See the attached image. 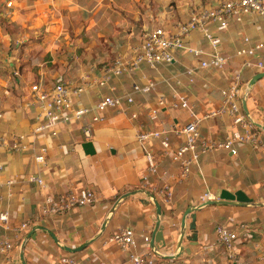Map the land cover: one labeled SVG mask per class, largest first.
<instances>
[{"label":"crops","instance_id":"1","mask_svg":"<svg viewBox=\"0 0 264 264\" xmlns=\"http://www.w3.org/2000/svg\"><path fill=\"white\" fill-rule=\"evenodd\" d=\"M114 1L0 0V136L14 132L27 134L32 130V117L15 94L20 88L21 98L25 97L29 82L24 77L31 75L21 69L20 62L25 59L21 48L36 59L47 54L50 62L60 63L59 69L58 66L42 69V81L44 76L60 75L78 80L94 67H83L77 63L99 61L96 53L91 52L89 57L82 47H86L85 51L97 47L100 37L97 31L102 29L97 16L114 12ZM8 2L12 3L11 7H7ZM192 4L186 1L179 7L181 22L186 21L194 10L196 4ZM126 5L124 3L120 8ZM110 23L113 26L112 21ZM70 29L74 40L70 37ZM243 36L251 37L252 41L264 40V22L258 17L248 16L242 24L233 23L224 34L223 51L231 58L229 65L223 71H198L194 84H189L182 73L187 67H196L197 61L191 55L179 53L172 65H161L156 70L143 65L131 74L113 79L107 87L91 88L83 95L82 105L91 106L103 96L128 95L134 84H145L148 80L159 83L156 90L148 95H134V103L125 111L108 110L104 114L105 121L94 125L91 139H87L82 131V124H87L88 118L81 123L61 127L57 137H39L37 145H45L49 150L44 166L36 165L32 152L0 150V181L39 174L47 183L45 191L35 184H17L12 189V197L7 186L0 187V213L9 212L8 223L0 224V264H21L20 245L36 227L51 231L63 245L81 247L100 233L114 203L130 192H151L162 206L161 223L167 248L161 253L165 255L176 253L184 213L188 208L203 203L201 197L205 193H211L212 201H216L223 190L231 193L241 190L255 203L264 204V132L257 128L259 145L238 144V154L234 156L217 146L233 131L231 120L227 117L205 120L201 125V141L215 147L200 156L187 178L182 177L181 169L171 161L170 155H165L157 142L148 145V149L158 162L159 170L156 174H147L145 150L137 141L139 132L171 129L175 124L189 121V112L183 109H163L155 123L149 118V109L158 98L172 100V91L165 80H172L174 85L175 80L182 81L180 86H175L176 90L189 98L199 116L218 108L222 103L221 91L239 69L240 60L235 55L243 46ZM191 38L192 44L206 46L200 35L194 34ZM259 57L264 60V51L259 53ZM72 62L74 66L70 64ZM102 69H95L96 74L100 75ZM257 73L261 72L245 70L244 83ZM15 74L18 76L14 77ZM247 105L252 118L264 124V79L252 89ZM132 115L137 117L132 118ZM179 142L180 139L174 135L172 148ZM144 176H148L147 183L142 180ZM80 188L96 192L98 200L95 206L77 208L57 216H41L39 208L46 194L57 197ZM167 193L171 194L170 201L166 199ZM196 215L198 244L191 246L185 239L183 246L190 249L189 254L183 253L175 260H159L158 264H224L225 250L215 235L218 226L235 229L244 226L248 234L236 244L240 257L246 264H264L258 260L264 251V207L209 206ZM155 223V206L145 193L137 192L119 204L102 236L73 257L80 264H130L128 254L121 252L117 245L108 243V237L119 229L131 228L138 243L135 252L147 254L151 249L144 245L143 238L149 236L152 239ZM190 223L188 217L187 224ZM23 224L28 226L26 231L21 229ZM36 233V240L29 241L25 248L27 264H54L58 257L67 254L48 232L37 230ZM191 234L187 229L186 235ZM5 242L12 244V252L2 253L1 245Z\"/></svg>","mask_w":264,"mask_h":264},{"label":"built area","instance_id":"2","mask_svg":"<svg viewBox=\"0 0 264 264\" xmlns=\"http://www.w3.org/2000/svg\"><path fill=\"white\" fill-rule=\"evenodd\" d=\"M12 3L8 2L7 7ZM248 16L258 17L264 22V0H215L211 5L194 9L184 22H177L170 27H157L147 32L145 39L135 54L131 56L118 55L115 60L104 67L100 75L95 69L84 72L78 80L64 79L50 85L44 81L30 84L24 98L23 106L27 114L32 117V130L30 133H10L0 136V150L11 153L32 152L34 162L38 166H44L47 162L48 148L45 145H37V140L43 135L57 137L61 127L81 123L88 118L87 124H82V131L87 139L93 136V127L96 123L105 121L104 114L108 110L125 111L127 106L134 103V95H148L156 90L159 83L148 80L145 84H134L131 93L125 96H103L91 106L81 104L83 95L91 88H104L109 86L113 79L131 74L145 65L151 70H156L161 65H172L176 60L177 52L191 55L196 61V67H187L182 73L189 84H194L198 71H223L229 65L231 58L223 51L225 43L224 34L227 33L233 23L242 24ZM200 35L206 42V46L192 44L191 37ZM243 46L236 51V57L240 60L239 69L232 75L229 85L221 91V105L201 116L195 112L189 98L176 90V85L182 84L181 80L164 82L172 91V100L164 97L157 99L156 104L149 109L151 121L158 122L160 112L163 109H183L189 112V121L184 124H175L171 129H158L139 132L137 141L144 148L148 162L147 174H156L159 170L148 145L159 143L165 155H170L171 161L181 169L183 178H187L192 167L197 165L200 156L214 144L209 145L201 141V125L210 118L227 117L233 124V131L218 147L237 155L236 145L253 143L259 145L258 136L254 125L245 115L240 100V91L244 85L243 72L256 70L264 72V60L259 53L264 51V40L252 41L251 37H242ZM15 74L14 77H17ZM137 115H132L136 118ZM180 139L179 144L172 148V137ZM2 169V166H0ZM143 182H148V176L143 177ZM35 184L41 190H46L47 183L43 176L31 174L24 178H8L0 181V187L9 188V196L14 193L12 189L17 184ZM170 201L171 194H166ZM98 200L97 194L90 188L71 190L57 197L46 194L39 211L41 216H57L68 213L82 207H93ZM202 202L212 201L211 193H205L201 197ZM9 220V212L0 213V224L6 225ZM26 231L28 226L22 225ZM248 230L244 226L238 229L228 226H218L215 231L217 242L225 250L226 262L224 264H246L240 257L236 244L245 239ZM144 245L150 250V237L146 236ZM108 243L118 246L121 252L127 253L130 264H158L159 258L152 249L147 254L136 253L138 246L136 233L131 228H122L114 232L107 239ZM10 242L1 245L2 253L13 251ZM264 263V251L258 257ZM54 264H80L72 255L64 254L56 259Z\"/></svg>","mask_w":264,"mask_h":264},{"label":"rangeland","instance_id":"3","mask_svg":"<svg viewBox=\"0 0 264 264\" xmlns=\"http://www.w3.org/2000/svg\"><path fill=\"white\" fill-rule=\"evenodd\" d=\"M186 1H191L192 5L196 4L195 7H192L198 9L201 6L212 4L215 0H115L114 12H110L109 15L99 14L97 16L98 21H101L102 25V29L97 31V34L100 35L97 47H94L93 50H88L89 48L87 47L86 51V47H82L84 49L83 52H86L89 57L91 52L92 54L96 53L99 61L95 62L88 59L89 61L84 60V62H79L77 65H83V67L93 66V69L101 70L110 65L118 55L131 56L135 54V50L141 47L147 32L161 26L170 27L172 24L174 25L181 21L179 7ZM124 3L127 5L124 8H120ZM110 21H112L113 26ZM163 21H167V23L164 24ZM69 33L72 40H74V34L71 29ZM20 52L25 57L24 61L20 62L21 69H24L27 73L29 71L31 74L30 77H24V80H27L29 85L42 81V76L40 75L42 69L55 68L57 66V69L60 68V63L53 64L50 62L47 54L36 59L30 56L25 48H21ZM179 53L177 52V55ZM34 54L33 52L32 55ZM27 59L29 62L25 63ZM70 64L74 66L73 62ZM12 78L14 77L12 76ZM64 79H70V77L64 75L44 76V83L52 85ZM13 89H16V87L14 86ZM21 93L22 90L20 91V88L16 89L15 94L17 97L19 96L18 98L22 103L25 97L21 98ZM253 119L257 122L256 118Z\"/></svg>","mask_w":264,"mask_h":264},{"label":"water","instance_id":"4","mask_svg":"<svg viewBox=\"0 0 264 264\" xmlns=\"http://www.w3.org/2000/svg\"><path fill=\"white\" fill-rule=\"evenodd\" d=\"M262 79H264V72L257 73L248 82H246L241 88L240 100H241V104H242V109H243L245 115L247 116L248 120L254 125L255 128L264 132V124L256 122L252 118L250 111L248 109V105H247V100H248L249 94L251 93L254 86ZM137 192L145 193L156 208V223H155L154 231L152 233V239H151L150 245H151V249H152L153 253L160 260H175L178 257H180L183 253L189 254L190 249L185 248L183 246V242L185 239H187L190 242L191 246H196L198 244V233H197V229H196V221H197L196 213L198 211L202 210L203 208L209 207V206H218V205H233V206H241V207H245V206L264 207V204L255 203L253 201V199L249 198L247 196V194L241 190L237 191L235 193H231L228 190H223L221 192L218 200L203 202L196 207H191V208H188L186 210V212L184 213L182 222H181V233H180V237H179V240L177 243V249H176L177 251L173 255H165V254L161 253V251L163 249L167 248V241H166L165 236H164V227L162 226V223H161L162 222V206L160 205L159 201L155 198V195L152 194L151 192H148L145 190L130 192V193H127V194L121 196L114 203L108 218L104 221V223L102 225L100 233L94 239H92L88 243L82 245L81 247L72 248V247H68L66 245H63L60 243L59 239L55 236V234L52 233L51 231H49L48 229L43 228V227L34 228L32 231H30L26 235V237L24 238V240L22 241V243L20 245V261H21V264H27L26 260H25V248H26V245L29 241H35L36 240V238H37L36 231L37 230H42V231L48 232V234L54 240L56 245L62 251H64L67 254L74 255V254H77V253L84 251L89 245H91L94 241L99 239L102 236V234L105 232L106 227H107L110 219L114 215L119 204L123 200H125L126 198L135 195ZM188 217L191 219L190 224H187ZM187 229H189L192 232L191 236L186 235Z\"/></svg>","mask_w":264,"mask_h":264},{"label":"trees","instance_id":"5","mask_svg":"<svg viewBox=\"0 0 264 264\" xmlns=\"http://www.w3.org/2000/svg\"><path fill=\"white\" fill-rule=\"evenodd\" d=\"M73 256V255H72Z\"/></svg>","mask_w":264,"mask_h":264}]
</instances>
